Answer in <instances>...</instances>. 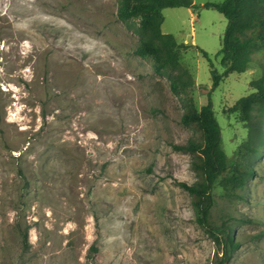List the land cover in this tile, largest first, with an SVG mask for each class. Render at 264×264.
<instances>
[{
	"label": "rangeland",
	"instance_id": "obj_1",
	"mask_svg": "<svg viewBox=\"0 0 264 264\" xmlns=\"http://www.w3.org/2000/svg\"><path fill=\"white\" fill-rule=\"evenodd\" d=\"M222 1L163 10V31L191 46L182 64L196 84L178 95L135 52L118 0H0V264H264V153L244 147L262 114L232 108L263 63L213 89L199 48L223 73L229 21L205 7ZM210 94L231 165L253 169L213 189L209 222L231 231L230 256L224 231L197 220L181 148L200 139L182 122L187 100L201 108Z\"/></svg>",
	"mask_w": 264,
	"mask_h": 264
},
{
	"label": "trees",
	"instance_id": "obj_2",
	"mask_svg": "<svg viewBox=\"0 0 264 264\" xmlns=\"http://www.w3.org/2000/svg\"><path fill=\"white\" fill-rule=\"evenodd\" d=\"M195 5V0H118L119 18L140 35V43L135 52L142 57L152 58L155 70L168 76L172 90L178 95L196 84L193 73L182 64L183 53L191 46L179 43L174 34L163 31V10L167 7ZM205 7L219 10L229 21L218 53L224 67L223 73L215 68L208 52L199 48L210 61L213 89L229 73L245 72L256 61L263 63L261 74L250 82L253 91L238 99L232 107L233 110L242 112L247 120H252L257 109L262 114L256 125L250 124V130L255 132L257 140L259 135V140L254 144L250 138L244 145L246 151L249 150L257 156L264 153V0L207 2ZM182 122L194 126L200 132L199 140L193 139L181 146L193 155L192 168L197 180L194 184L187 185V188L193 198L197 220L211 231H224L227 253L230 256L239 247L231 231L222 230L227 226L213 227L209 222L215 202L213 189L224 178L244 186L253 176L252 165L249 166L243 161L231 165L223 147L222 128L211 94L209 102L201 108L187 100Z\"/></svg>",
	"mask_w": 264,
	"mask_h": 264
},
{
	"label": "crops",
	"instance_id": "obj_3",
	"mask_svg": "<svg viewBox=\"0 0 264 264\" xmlns=\"http://www.w3.org/2000/svg\"><path fill=\"white\" fill-rule=\"evenodd\" d=\"M191 8V7H190Z\"/></svg>",
	"mask_w": 264,
	"mask_h": 264
}]
</instances>
